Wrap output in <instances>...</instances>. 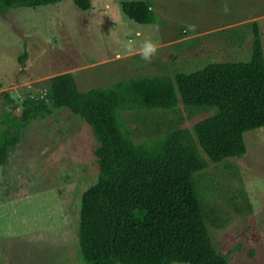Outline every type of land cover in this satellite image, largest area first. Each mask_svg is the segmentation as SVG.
<instances>
[{
    "label": "rangeland",
    "instance_id": "374dc122",
    "mask_svg": "<svg viewBox=\"0 0 264 264\" xmlns=\"http://www.w3.org/2000/svg\"><path fill=\"white\" fill-rule=\"evenodd\" d=\"M125 1L136 0H90L88 10L61 0L0 13V91L19 107L16 114L25 95L41 93L62 72H71L83 92L247 61L253 25L264 56V0H147L162 24L129 19ZM213 112L189 111L178 101L171 111L122 116L132 138L145 140L154 127L190 129ZM243 140V156L208 163L198 192L221 223L206 224L215 249L229 264H264V126L244 132ZM94 146L85 123L63 107L24 126L0 166V264H84L77 220L80 195L95 182Z\"/></svg>",
    "mask_w": 264,
    "mask_h": 264
},
{
    "label": "trees",
    "instance_id": "16d2710c",
    "mask_svg": "<svg viewBox=\"0 0 264 264\" xmlns=\"http://www.w3.org/2000/svg\"><path fill=\"white\" fill-rule=\"evenodd\" d=\"M61 0H0V13ZM82 10L90 0H71ZM139 24H162L147 0L121 2ZM247 61L210 62L172 77L148 75L79 91L71 72L47 79L17 105L0 91V166L24 126L53 108H66L88 127L95 146V182L80 195L77 243L84 264H229L211 243L206 224L221 226L205 209L197 177L208 163L246 153L243 133L264 126V56L253 25ZM24 55V54H23ZM22 57L18 60L21 61ZM214 112L193 123L134 140L122 112ZM7 106V107H6Z\"/></svg>",
    "mask_w": 264,
    "mask_h": 264
},
{
    "label": "clouds",
    "instance_id": "9594fccd",
    "mask_svg": "<svg viewBox=\"0 0 264 264\" xmlns=\"http://www.w3.org/2000/svg\"><path fill=\"white\" fill-rule=\"evenodd\" d=\"M146 48H147L150 52H152V53L155 52V45H153L151 42H148V43L146 44ZM146 58H147V57H146Z\"/></svg>",
    "mask_w": 264,
    "mask_h": 264
}]
</instances>
